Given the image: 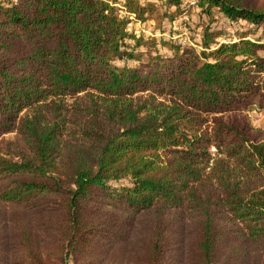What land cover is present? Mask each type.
Here are the masks:
<instances>
[{"label":"trees","instance_id":"trees-1","mask_svg":"<svg viewBox=\"0 0 264 264\" xmlns=\"http://www.w3.org/2000/svg\"><path fill=\"white\" fill-rule=\"evenodd\" d=\"M185 1L0 0V264H264V0L143 60Z\"/></svg>","mask_w":264,"mask_h":264},{"label":"rangeland","instance_id":"rangeland-1","mask_svg":"<svg viewBox=\"0 0 264 264\" xmlns=\"http://www.w3.org/2000/svg\"><path fill=\"white\" fill-rule=\"evenodd\" d=\"M145 2H154L160 4V0H143ZM197 0H186L183 13L181 17L175 20L173 23H165L162 27V23L158 25V21L155 17L148 18L146 21H141L134 15H129L125 11L120 10L122 17L129 16V23L127 30L136 38H143V44L136 48L137 55H141L143 60L147 61L148 55L162 53L167 55L172 52L168 45H164L166 42L179 43L182 47L190 45L200 50L198 41L201 40L202 21L205 22V17H201L200 8L197 6ZM119 4H122V2ZM216 20L214 26L223 30V35L219 38L220 41L233 39L240 32H248V37L251 39H257L262 35L261 29H255V27L246 21H233L227 18H222L216 11ZM201 22V24H199ZM152 39H156L157 43L154 46ZM146 42V44H145ZM130 50L133 49L135 41L129 40ZM123 62V61H122ZM130 65H137L140 61L129 60L126 61ZM146 94V93H144ZM250 121L257 127L264 128V109L251 110L247 113ZM14 133L7 134L6 138H14ZM214 150V149H213Z\"/></svg>","mask_w":264,"mask_h":264}]
</instances>
